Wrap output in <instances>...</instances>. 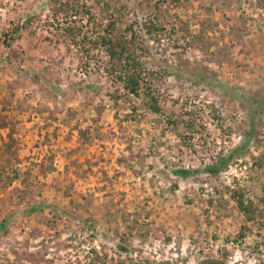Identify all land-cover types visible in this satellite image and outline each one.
I'll list each match as a JSON object with an SVG mask.
<instances>
[{
  "label": "rangeland",
  "instance_id": "rangeland-1",
  "mask_svg": "<svg viewBox=\"0 0 264 264\" xmlns=\"http://www.w3.org/2000/svg\"><path fill=\"white\" fill-rule=\"evenodd\" d=\"M54 1L0 0V163L20 172L0 187V264H264L257 0H58L132 26L163 115L125 95L102 48L83 68Z\"/></svg>",
  "mask_w": 264,
  "mask_h": 264
},
{
  "label": "trees",
  "instance_id": "trees-1",
  "mask_svg": "<svg viewBox=\"0 0 264 264\" xmlns=\"http://www.w3.org/2000/svg\"><path fill=\"white\" fill-rule=\"evenodd\" d=\"M56 1L52 4L55 20H58L59 24L63 25L62 32L65 33L68 40L77 46L80 52L86 54L83 68L88 70L91 68L90 59L93 55L90 56V53L92 49L102 48L108 57L106 62H104V71L112 76L114 82L122 84L125 95L143 96L148 110L163 115L165 112L164 108H162L158 96L154 94L152 85L145 77L147 73L144 71L142 61L137 57L136 48L138 43L136 36L132 33V26L120 30L113 17L110 16V19L105 23L104 19L97 18L92 5ZM257 3L264 9V0H257ZM101 12L105 13L106 8L102 7ZM23 28V23H20L14 28L12 34L5 35L3 43L6 47L11 46ZM130 32L131 35H128ZM167 120L173 127H177L178 122L170 118ZM1 126H6V123L0 114ZM228 162H230V157L222 159L220 163L215 162V164L208 165L206 172L213 176L217 175L227 166ZM7 168L11 171L7 172L5 166L0 163V187L2 188L9 186L20 176V172L11 165H8ZM190 173L191 171L188 169L176 171V174L183 177H188ZM235 201L241 214L245 215L249 220L254 218L255 210L252 201L246 202L242 194L239 197H235ZM202 264L224 263L213 259L202 262Z\"/></svg>",
  "mask_w": 264,
  "mask_h": 264
}]
</instances>
